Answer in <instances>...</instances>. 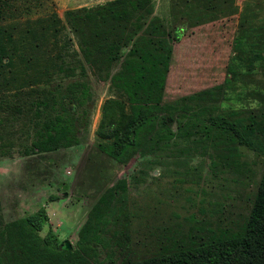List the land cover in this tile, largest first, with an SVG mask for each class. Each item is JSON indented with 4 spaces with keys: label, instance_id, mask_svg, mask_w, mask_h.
<instances>
[{
    "label": "rangeland",
    "instance_id": "374dc122",
    "mask_svg": "<svg viewBox=\"0 0 264 264\" xmlns=\"http://www.w3.org/2000/svg\"><path fill=\"white\" fill-rule=\"evenodd\" d=\"M106 1L0 0V25H12L14 39L25 27L55 13L65 27L62 36L69 39V51L76 52L64 53L63 61L73 66L68 76L45 68L41 60L33 65L15 55L10 61L0 59V231L44 206L48 219L38 235L50 228L59 240L74 246L90 207L108 187L125 181L113 207L126 204L128 224L123 230L119 227L117 240L111 237L116 226H109L102 236L106 251L98 252L94 264L115 263L118 252L142 259L191 234L237 228L248 212L264 162L262 152L240 146L242 167L211 166L198 134H176L169 148L135 154L124 164L97 149L95 130L102 104L108 98L120 99L109 82L120 61L99 64L94 71L85 65V74H80L73 61L80 59L77 38L63 12ZM150 6L152 15L177 37L163 104L177 106L189 95L212 90L218 94L215 101L197 99L194 105H212L215 112L264 109V44L256 42L259 36L264 40V0H150ZM256 44L263 59L250 61ZM40 46L35 55L47 47ZM72 82L84 83L85 94L81 103H74L69 145L30 152L35 131L57 113L58 100Z\"/></svg>",
    "mask_w": 264,
    "mask_h": 264
},
{
    "label": "trees",
    "instance_id": "16d2710c",
    "mask_svg": "<svg viewBox=\"0 0 264 264\" xmlns=\"http://www.w3.org/2000/svg\"><path fill=\"white\" fill-rule=\"evenodd\" d=\"M63 17L77 38L80 59L73 61L80 74H85V65L94 71L99 64L109 66L120 61L109 77L120 99L103 102L95 130L97 149L111 160L124 164L135 154L143 156L152 149L169 148L176 134L182 138L198 134L197 142L205 148L211 166L242 167L240 146L264 156V109L257 113L240 109L215 112L212 105H194L192 101L197 99L215 101L218 94L212 90L189 95L177 106L161 102L172 42L177 37L152 15L150 0H108L94 8L65 10ZM64 29L55 13L25 27L16 39L12 25H0V59L10 61L15 55L23 61L32 60L33 65L41 60L45 68L68 76L73 66L63 61L64 53L76 52L69 51V39L62 36ZM256 42L264 44L260 36ZM41 44L47 47L35 55ZM257 44L250 61L263 59ZM65 88L57 113L43 120L35 131L30 152L69 145L68 136L76 120L74 103L82 102L85 84L72 82ZM124 184L121 180L108 187L95 201L77 230L75 245L69 249L50 228L43 236L38 235L48 219L44 206L14 220L0 231V264H94L98 252L106 251L102 236L109 226H116L111 237L117 240L119 227L123 230L128 224L126 204L121 201L117 210L113 207L117 190ZM117 254L119 260H109V264H264V162L248 212L237 228L191 234L187 240L163 245L142 259H133L126 252Z\"/></svg>",
    "mask_w": 264,
    "mask_h": 264
},
{
    "label": "water",
    "instance_id": "95a60500",
    "mask_svg": "<svg viewBox=\"0 0 264 264\" xmlns=\"http://www.w3.org/2000/svg\"><path fill=\"white\" fill-rule=\"evenodd\" d=\"M63 244H64V246H66V249L70 248V245H69V243L67 241H65Z\"/></svg>",
    "mask_w": 264,
    "mask_h": 264
}]
</instances>
